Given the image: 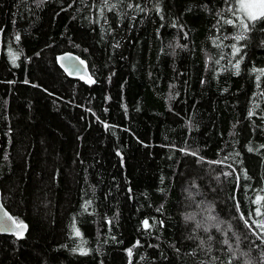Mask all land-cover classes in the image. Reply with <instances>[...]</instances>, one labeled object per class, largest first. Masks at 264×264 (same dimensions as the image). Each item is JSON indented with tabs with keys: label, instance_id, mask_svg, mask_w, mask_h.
<instances>
[{
	"label": "trees",
	"instance_id": "16d2710c",
	"mask_svg": "<svg viewBox=\"0 0 264 264\" xmlns=\"http://www.w3.org/2000/svg\"><path fill=\"white\" fill-rule=\"evenodd\" d=\"M235 5L0 0V190L28 226L0 264H264V19Z\"/></svg>",
	"mask_w": 264,
	"mask_h": 264
},
{
	"label": "water",
	"instance_id": "95a60500",
	"mask_svg": "<svg viewBox=\"0 0 264 264\" xmlns=\"http://www.w3.org/2000/svg\"><path fill=\"white\" fill-rule=\"evenodd\" d=\"M57 62L65 74L93 82L90 70L85 62L76 54L65 52L57 57ZM28 230L25 223H18L2 202L0 190V235L17 236L22 238Z\"/></svg>",
	"mask_w": 264,
	"mask_h": 264
},
{
	"label": "snow or ice",
	"instance_id": "6c2138e0",
	"mask_svg": "<svg viewBox=\"0 0 264 264\" xmlns=\"http://www.w3.org/2000/svg\"><path fill=\"white\" fill-rule=\"evenodd\" d=\"M240 10L247 16V18L253 22L258 19H264V0H239ZM231 23V21H229ZM243 27L246 29L248 27L247 23L243 24ZM240 37H237L239 39ZM19 39V37H17ZM239 51V49H235ZM238 68L239 65H236ZM145 221V225H147ZM77 235L79 233L77 232Z\"/></svg>",
	"mask_w": 264,
	"mask_h": 264
},
{
	"label": "rangeland",
	"instance_id": "374dc122",
	"mask_svg": "<svg viewBox=\"0 0 264 264\" xmlns=\"http://www.w3.org/2000/svg\"><path fill=\"white\" fill-rule=\"evenodd\" d=\"M235 16L238 17L241 20H249L247 16L240 10V3L239 0H236L235 5Z\"/></svg>",
	"mask_w": 264,
	"mask_h": 264
}]
</instances>
